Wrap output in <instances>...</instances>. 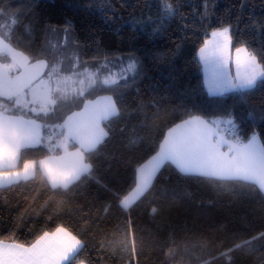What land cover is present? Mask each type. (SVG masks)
Listing matches in <instances>:
<instances>
[{"label": "snow or ice", "instance_id": "snow-or-ice-1", "mask_svg": "<svg viewBox=\"0 0 264 264\" xmlns=\"http://www.w3.org/2000/svg\"><path fill=\"white\" fill-rule=\"evenodd\" d=\"M181 6L158 4L159 23L149 17L140 29L142 34L147 35L146 29L152 28V36L161 35L171 18L180 15ZM15 16L0 8V188L38 177L40 190L33 200L47 196L41 207L45 212L51 208L54 215L49 220L59 219L60 223L54 230H43L28 227L23 221L18 225L13 219L5 220L0 212V264H93L90 254L97 248L98 236H103L99 250L111 249L113 254L119 253L121 264L125 260L132 264L142 252L136 248L131 218L126 225H114L111 233L104 225L114 218L109 215L114 210L131 212L143 202L166 166L185 176L222 182L225 187L245 182L264 200V132L245 133L242 139L237 134L236 104L217 103L210 112L196 105L185 108L170 125L157 130L152 145L131 166L127 180L102 181L96 175L98 157L112 136L113 119L121 118V90L142 75L144 61L152 53L131 48L115 62L105 56L103 63L81 61L78 52L75 59L49 60L46 48L31 50L27 45L21 50L19 41L13 42L19 27ZM205 18L207 12L202 16ZM217 24L213 27L208 19L211 31L205 29V38L194 57L202 67L208 96L222 98L231 93L247 97L254 91H264V54H255L243 42L233 52L231 24L223 19ZM260 27L264 28V22ZM64 31L67 33V29ZM117 66L120 70L112 73L110 68ZM260 118L264 120V109ZM92 183L98 186L93 198L102 202L103 215L93 214L92 205L80 203L78 215L65 221L59 210L78 197H86ZM57 196L60 199H55ZM163 214L162 207L151 208L150 215ZM22 227H28L27 233L20 230ZM252 239H259L264 246V232ZM250 243L245 240L226 252L217 251L203 264H213L223 257H227V264H234L231 253ZM179 247L170 248L168 256H174ZM188 247L185 243V251ZM191 247L207 252L209 241L197 240Z\"/></svg>", "mask_w": 264, "mask_h": 264}, {"label": "trees", "instance_id": "trees-1", "mask_svg": "<svg viewBox=\"0 0 264 264\" xmlns=\"http://www.w3.org/2000/svg\"><path fill=\"white\" fill-rule=\"evenodd\" d=\"M164 3L182 4L180 15L171 18L161 35L152 36V28L146 29L147 35L142 34L140 29L149 17L159 23L157 5ZM0 8L16 14L19 27L13 42L18 40L21 50H26L27 45H31V50L45 48L48 33L67 28L86 62L101 61L105 56L115 58L131 48L152 53L144 61L142 75L121 90V118L113 119L112 136L98 157L96 175L102 181L127 180L131 166L152 145L157 130L170 125L193 105L210 112L217 103L236 104L237 134L243 139L245 133L250 136L253 131L264 132V120L260 118L264 91H254L247 97L231 93L222 98L209 97L203 88L202 67L194 59L205 38V29L211 31L208 19L213 27L218 26L219 19L231 24L235 34L233 49L243 42L255 54H264V28L260 27L264 22V0H0ZM205 12L208 18L202 19ZM47 50V59L51 60L53 51ZM97 187L92 183L86 197L65 204L59 210L62 218L74 219L80 203L92 205L93 214L103 215L102 202L93 198ZM39 190L38 177L29 183L0 188V212L5 220L54 230L60 220H49L54 215L51 208L43 211L41 206L47 196L40 195L34 202ZM157 206L164 209V214L150 215L151 208ZM109 215L114 218L104 227L110 233L114 225H126L129 218L133 221L136 248L142 255L133 258L132 264H137V259L139 264H203L217 251L226 252L245 240L251 243L231 253L234 264H264V246L259 239H252L264 232V200L242 181L225 187L222 182L185 176L166 166L143 202L131 212L114 210ZM80 226H84L83 222ZM28 227L20 230L27 233ZM101 239L103 236L97 237V248L90 254L93 264H121L119 253L113 254L108 248L99 250ZM131 239L130 235L129 248ZM197 240L209 241L207 252L191 247ZM185 243L189 245L187 251ZM177 245L180 247L176 254L168 256L169 249ZM213 264H227V257L218 258Z\"/></svg>", "mask_w": 264, "mask_h": 264}, {"label": "rangeland", "instance_id": "rangeland-1", "mask_svg": "<svg viewBox=\"0 0 264 264\" xmlns=\"http://www.w3.org/2000/svg\"><path fill=\"white\" fill-rule=\"evenodd\" d=\"M65 29L67 28H63L59 33H56V32L48 33L46 41H45V45H44L45 48L53 51L52 59L54 57L75 59L74 54L78 52L80 60L83 61L80 55L79 48H77L76 44L74 43L71 30L67 29V33H65L64 31ZM117 57H120V56H117ZM115 58H110L109 60H113V62H115ZM100 62L103 63L104 60H101ZM89 63H92V62H89ZM119 70H120L119 66L115 68H110V71L112 73H115ZM104 74L107 75L108 71H106ZM232 74L235 75L234 66L232 68Z\"/></svg>", "mask_w": 264, "mask_h": 264}, {"label": "crops", "instance_id": "crops-1", "mask_svg": "<svg viewBox=\"0 0 264 264\" xmlns=\"http://www.w3.org/2000/svg\"><path fill=\"white\" fill-rule=\"evenodd\" d=\"M233 52H234V49H233ZM95 99V98H94Z\"/></svg>", "mask_w": 264, "mask_h": 264}]
</instances>
